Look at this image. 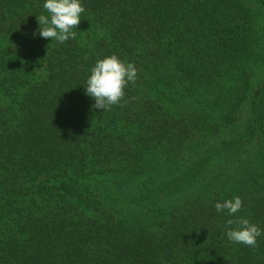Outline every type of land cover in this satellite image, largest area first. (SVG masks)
<instances>
[{
	"label": "trees",
	"instance_id": "16d2710c",
	"mask_svg": "<svg viewBox=\"0 0 264 264\" xmlns=\"http://www.w3.org/2000/svg\"><path fill=\"white\" fill-rule=\"evenodd\" d=\"M83 7L59 44L43 0H0V264H264L225 234L264 229V0ZM112 54L138 76L103 111L84 85Z\"/></svg>",
	"mask_w": 264,
	"mask_h": 264
},
{
	"label": "clouds",
	"instance_id": "9594fccd",
	"mask_svg": "<svg viewBox=\"0 0 264 264\" xmlns=\"http://www.w3.org/2000/svg\"><path fill=\"white\" fill-rule=\"evenodd\" d=\"M43 8L47 15L37 16L41 38H51L63 44L76 39L74 28L81 22L85 12L83 0H43ZM138 69L133 62H125L117 54L97 59L90 70V75L84 85L85 94L94 100L93 107L106 111L120 103L129 83H135ZM214 207L218 213L235 216L243 207L240 196L217 201ZM226 236L230 242L257 246L258 238L264 236V229L246 217L229 219L226 226Z\"/></svg>",
	"mask_w": 264,
	"mask_h": 264
},
{
	"label": "rangeland",
	"instance_id": "374dc122",
	"mask_svg": "<svg viewBox=\"0 0 264 264\" xmlns=\"http://www.w3.org/2000/svg\"><path fill=\"white\" fill-rule=\"evenodd\" d=\"M2 47H4L7 50H11L12 49V45L8 43V41H4L1 43Z\"/></svg>",
	"mask_w": 264,
	"mask_h": 264
}]
</instances>
